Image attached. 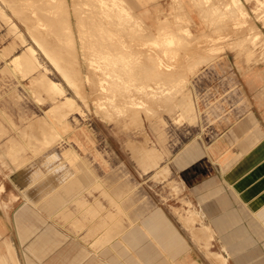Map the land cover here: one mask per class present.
Wrapping results in <instances>:
<instances>
[{"label": "rangeland", "instance_id": "374dc122", "mask_svg": "<svg viewBox=\"0 0 264 264\" xmlns=\"http://www.w3.org/2000/svg\"><path fill=\"white\" fill-rule=\"evenodd\" d=\"M262 27L264 0H0L8 172L126 264H264L220 175L264 135Z\"/></svg>", "mask_w": 264, "mask_h": 264}, {"label": "crops", "instance_id": "0c3cea01", "mask_svg": "<svg viewBox=\"0 0 264 264\" xmlns=\"http://www.w3.org/2000/svg\"><path fill=\"white\" fill-rule=\"evenodd\" d=\"M3 130L5 127L0 125V134ZM260 134L258 131L259 141L253 138L255 133L249 138L248 147L241 148V156L240 150L228 154L229 160L224 158L222 165L229 166L220 175L229 187L232 203L236 206L240 203L244 209L247 223L253 216L256 223L264 224V144L260 145L264 135L259 138ZM220 142L212 146L227 149L223 140ZM6 150L5 138H0V264H126L113 246L91 249L82 239L70 236L56 224L53 207L35 204L32 191L23 190L22 173L8 172L7 165L11 163ZM231 158H235L233 162ZM261 239L257 245L264 247V237ZM129 240L135 242V238ZM257 259L264 263V250ZM142 260L148 262L150 256L144 253Z\"/></svg>", "mask_w": 264, "mask_h": 264}, {"label": "bare ground", "instance_id": "6f19581e", "mask_svg": "<svg viewBox=\"0 0 264 264\" xmlns=\"http://www.w3.org/2000/svg\"><path fill=\"white\" fill-rule=\"evenodd\" d=\"M261 2H262V0H261ZM240 10H241V9H240ZM1 13H2V11H1ZM243 16H244V15H243ZM13 25H14V24H13ZM14 27H15V26H14ZM15 28H16V27H15ZM253 36H254V35H253ZM21 37H22V36H21ZM254 37H255V41H256V37H258V36L256 35V36H254ZM43 40H44V39H43ZM38 41H40V40H38ZM252 41H253V39H252ZM253 43H255V42H253ZM256 43H257V42H256ZM43 44L45 45V42H44ZM47 45H48V44H47ZM45 46H46V45H45ZM48 46H49V45H48ZM28 47H29V46H28ZM43 48H44V47H43ZM48 48H49V47H48ZM28 49H29V48H28ZM45 49H46V47H45ZM45 49H44V50H45ZM221 50H222V48H221ZM8 51H9V50H8ZM34 51H35V50H34ZM46 51H47V50H46ZM218 51H219V50H218ZM28 52H29V51H28ZM48 52H49V51H48ZM219 52H220V51H219ZM29 53H30V52H29ZM46 53H47V52H46ZM208 53H209V52H208ZM27 54H28V53H27ZM47 55H48V54H47ZM49 56H50V55H49ZM52 56H53V55H52ZM19 57H20L19 54H18L17 56H14L13 61H16V62H17ZM207 57H208V56H207ZM207 57H205V58L207 59ZM22 58H23V57H22ZM210 58H211V57H210ZM210 58H208V59L206 60V62L209 61ZM14 59H15V60H14ZM26 59H27V58H25V60H26ZM49 59H50V58H49ZM51 60H52V59H51ZM53 60H54V59H53ZM55 61H56V60H55ZM55 61H54V63H55ZM29 62H31V61L29 60ZM35 62H36V61H35ZM56 62H57V61H56ZM206 62H205V63H206ZM32 63H34V62H32ZM32 63H31V64H32ZM198 63H199V62H198ZM200 63H201V61H200ZM57 65H58V64H57ZM195 65H196V63H195ZM54 66H55V65H54ZM196 66H197V65H196ZM33 67H34V66H33ZM57 67H58V66H57ZM58 68H60V67H58ZM128 68H129V67H128ZM61 69H62V68H61ZM62 71H63V70H62ZM62 71H61L60 73L63 75V72H64V71H63V72H62ZM7 75H8V74H7ZM38 75H40V74H38ZM41 75H43V74H41ZM64 75L67 76L68 74L66 75V73H64ZM184 76H185V75H184ZM63 77H64V76H63ZM67 77H69V76H67ZM67 77H66V78H67ZM35 78H36V77H35ZM35 78H34V79H35ZM66 78H65V80H66V82H67L68 80H67ZM185 79H186V78H185ZM46 80L48 81V78H47ZM39 82H40V81H39ZM49 82H51V81H49ZM68 82H69V81H68ZM72 82H73V81H72ZM40 83H41V82H40ZM69 83H71V80H70ZM50 84H51V86H52V83H50ZM72 84H74V83H72ZM72 84H71V85H72ZM48 87H49V89H50V86H48ZM56 88H57V87H56ZM52 89H53V88H52ZM75 90H76V89H75ZM48 91H49V90H48ZM50 91H51V90H50ZM52 91H54V90H52ZM58 91H59V90H58ZM59 92H61V91H59ZM62 93H63V92H62ZM13 94H15V93H13ZM58 94H59V93H58ZM63 94H64V93H63ZM63 94H62V95H63ZM114 95H115V94H114ZM9 96H10V95H9ZM16 97H17V96H16ZM118 97H119V96H118ZM123 98H124V97H123ZM18 99H19V98H18ZM113 99H114V98H113ZM123 100H124V99H123ZM114 101H115V99H114ZM62 102L65 103L64 101H62ZM66 102H67V101H66ZM68 103H69V102H68ZM114 103H115V102H114ZM73 107H74V106H73ZM70 108H72V107H70ZM70 111H71V110H70ZM113 114H114V113H113ZM67 115H68V114H67ZM18 119H20V118H18ZM20 121H21V120H20ZM31 125H32V124H31ZM36 125H37V124H36ZM47 126H48V125H47ZM31 127H32V126H31ZM31 127H30V128H31ZM38 127H39V126H37V130L39 131L40 129H39ZM25 128H28V127H25ZM25 128H24V129H25ZM35 128H36V127H35ZM44 128H45V127H44ZM46 128H47V127H46ZM24 129H23V130H24ZM28 129H29V128H28ZM33 129H34V128H33ZM25 131H26V130H24L23 132H25ZM42 131H43V130H42ZM46 131H47V130H46ZM21 132H22V130H21ZM23 132H22V133H23ZM27 132L30 133V136H32V135H31V134H32L31 131H30V132L27 131ZM39 132H40V131H39ZM39 132L37 133V132L35 131V133H37L38 136H39ZM28 135H29V134H28ZM23 136L26 138V135H25V134H24ZM27 137H28V136H27ZM33 138H34V137H33ZM33 138H30V137H29V141H30V139H33ZM35 139H36V138H34L33 140H35ZM26 140H27V139H26ZM36 140H37V141H34V142H38V139H36ZM29 143H30V142H29ZM100 245H101V244H100ZM211 257H212V256H211Z\"/></svg>", "mask_w": 264, "mask_h": 264}]
</instances>
